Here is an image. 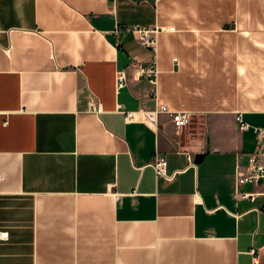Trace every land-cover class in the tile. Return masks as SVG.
<instances>
[{
	"label": "crops",
	"instance_id": "0c3cea01",
	"mask_svg": "<svg viewBox=\"0 0 264 264\" xmlns=\"http://www.w3.org/2000/svg\"><path fill=\"white\" fill-rule=\"evenodd\" d=\"M262 146L264 0H0V264H264Z\"/></svg>",
	"mask_w": 264,
	"mask_h": 264
},
{
	"label": "built area",
	"instance_id": "2783aa9c",
	"mask_svg": "<svg viewBox=\"0 0 264 264\" xmlns=\"http://www.w3.org/2000/svg\"><path fill=\"white\" fill-rule=\"evenodd\" d=\"M162 27L157 25L146 26L140 23H132L127 26V29L134 33L136 40L148 47L154 54L157 48V37L156 34ZM172 27L170 26L169 29ZM176 57H174L175 59ZM137 74L139 77H145L148 82L151 84V94L156 97L157 94V74L158 69L155 64V60L150 61L149 64H139L137 68ZM118 84L122 85L125 83L126 75L124 70L118 71ZM89 108L95 111L100 110V103L97 100H90ZM118 109L123 113L125 120H136L142 119L151 124L156 123L159 113H166L171 116L174 126L177 129H180L186 126L190 122V112L183 109L171 108L166 103H159L153 109H145L140 107L137 110L125 109L121 104L118 105ZM235 119L238 123L240 129H245L249 124L243 119L242 113L237 111L235 114ZM258 132V128H255ZM264 154V146L258 149L255 153L251 154L249 158V163L244 171L240 172L237 176V182H253L256 183L258 180L264 176V164L259 161V155ZM151 164L156 172V174H164L166 160L163 156L154 153L152 157ZM244 195H248L245 193ZM116 198H119V195H115Z\"/></svg>",
	"mask_w": 264,
	"mask_h": 264
},
{
	"label": "water",
	"instance_id": "95a60500",
	"mask_svg": "<svg viewBox=\"0 0 264 264\" xmlns=\"http://www.w3.org/2000/svg\"><path fill=\"white\" fill-rule=\"evenodd\" d=\"M203 156L202 152H197L194 156V161L197 162L200 160V158Z\"/></svg>",
	"mask_w": 264,
	"mask_h": 264
}]
</instances>
